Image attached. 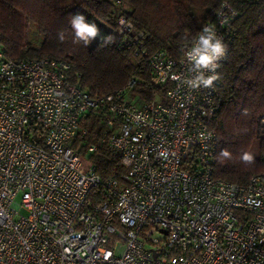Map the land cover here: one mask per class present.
Segmentation results:
<instances>
[{
	"label": "built area",
	"instance_id": "built-area-1",
	"mask_svg": "<svg viewBox=\"0 0 264 264\" xmlns=\"http://www.w3.org/2000/svg\"><path fill=\"white\" fill-rule=\"evenodd\" d=\"M235 17L222 2L192 42L214 26L227 45ZM130 26L120 17L117 33ZM184 52L149 56L163 94L139 100L134 78L93 97L68 60L0 48V264H264V172L213 175L217 81L184 85ZM99 109L93 142L84 123ZM99 143L120 154L122 180L95 172Z\"/></svg>",
	"mask_w": 264,
	"mask_h": 264
},
{
	"label": "trees",
	"instance_id": "trees-1",
	"mask_svg": "<svg viewBox=\"0 0 264 264\" xmlns=\"http://www.w3.org/2000/svg\"><path fill=\"white\" fill-rule=\"evenodd\" d=\"M222 2L235 9L236 17L226 60L218 69L212 173L241 185L264 172V0H0V48L13 59L68 60L80 73V87L93 97L113 92L119 71L124 72L137 81L132 96L150 100L162 96L163 90L150 83L149 56L161 51L180 57ZM76 13L100 29L88 46L74 42L69 20ZM120 17L131 24L122 34L117 33ZM108 36L113 42L101 46ZM99 114L100 109L92 112L84 123L89 141L95 142L105 129ZM222 149L232 154L231 159L219 156ZM245 151L254 156L252 163L240 160ZM88 156L102 179L122 180L125 169L116 150L99 143Z\"/></svg>",
	"mask_w": 264,
	"mask_h": 264
},
{
	"label": "clouds",
	"instance_id": "clouds-1",
	"mask_svg": "<svg viewBox=\"0 0 264 264\" xmlns=\"http://www.w3.org/2000/svg\"><path fill=\"white\" fill-rule=\"evenodd\" d=\"M74 33V42H82L85 46L90 45L100 34V29L95 22H90L82 13L74 14L69 20ZM63 40V33L59 34ZM113 37L108 36L101 42V46L112 43ZM227 45L223 38L217 34L214 26H204L197 35L191 46L184 52L190 77L183 84L193 90L212 89L219 80L217 69L220 61L226 57ZM219 156L231 159L232 154L227 149H222ZM240 160L244 163H252L254 156L250 152H243Z\"/></svg>",
	"mask_w": 264,
	"mask_h": 264
},
{
	"label": "rangeland",
	"instance_id": "rangeland-1",
	"mask_svg": "<svg viewBox=\"0 0 264 264\" xmlns=\"http://www.w3.org/2000/svg\"><path fill=\"white\" fill-rule=\"evenodd\" d=\"M33 32H34V28L31 27V25H30V37H32V39H35L36 36H35V34ZM117 78H118L117 79V85L119 86V85L123 84L127 80L128 75L126 73H124V72L119 71ZM116 252L120 253L119 250H117Z\"/></svg>",
	"mask_w": 264,
	"mask_h": 264
},
{
	"label": "water",
	"instance_id": "water-1",
	"mask_svg": "<svg viewBox=\"0 0 264 264\" xmlns=\"http://www.w3.org/2000/svg\"><path fill=\"white\" fill-rule=\"evenodd\" d=\"M163 231V230H162ZM163 232H165V231H163Z\"/></svg>",
	"mask_w": 264,
	"mask_h": 264
}]
</instances>
